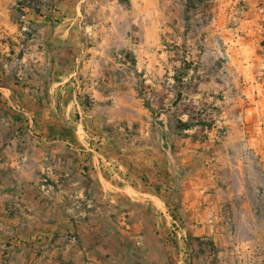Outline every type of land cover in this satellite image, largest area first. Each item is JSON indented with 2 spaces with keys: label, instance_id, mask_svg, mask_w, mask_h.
Wrapping results in <instances>:
<instances>
[{
  "label": "crops",
  "instance_id": "1",
  "mask_svg": "<svg viewBox=\"0 0 264 264\" xmlns=\"http://www.w3.org/2000/svg\"><path fill=\"white\" fill-rule=\"evenodd\" d=\"M156 13L0 0V264H264L263 29L183 27L172 106Z\"/></svg>",
  "mask_w": 264,
  "mask_h": 264
},
{
  "label": "rangeland",
  "instance_id": "2",
  "mask_svg": "<svg viewBox=\"0 0 264 264\" xmlns=\"http://www.w3.org/2000/svg\"><path fill=\"white\" fill-rule=\"evenodd\" d=\"M182 6V10L175 9ZM156 7V27H176L173 33L168 28L167 31H160L157 35V50L166 52L167 73H172L176 78L170 82L173 95L170 98L172 106L177 105L182 100L177 91H182L183 83L180 79L182 74L192 68L195 71L198 68V62L195 60L191 66L187 61H183L186 49L183 47V36L193 37L197 35V29L191 28V34L188 35V28L183 27H224V30H233L236 27H260L263 29L261 45L264 46V0H155ZM164 13V14H162ZM176 13V14H174ZM225 32V31H224ZM199 51V49H196ZM160 59L164 54L159 56ZM222 64L225 60H220ZM164 71V69H162ZM194 71V72H195ZM171 76V75H170ZM178 77V78H177ZM198 80V77L195 78ZM182 105V103H181ZM177 112L170 114L172 120H176Z\"/></svg>",
  "mask_w": 264,
  "mask_h": 264
},
{
  "label": "built area",
  "instance_id": "3",
  "mask_svg": "<svg viewBox=\"0 0 264 264\" xmlns=\"http://www.w3.org/2000/svg\"><path fill=\"white\" fill-rule=\"evenodd\" d=\"M169 236L171 238V240L173 242H175L176 244H181V246H184L185 241L183 240V238L178 234V225L176 223V221H172V225L170 227V232H169ZM183 256L187 259L188 256L182 252Z\"/></svg>",
  "mask_w": 264,
  "mask_h": 264
}]
</instances>
